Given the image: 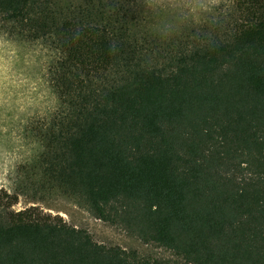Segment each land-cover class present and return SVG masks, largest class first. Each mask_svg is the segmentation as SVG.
<instances>
[{"label": "trees", "instance_id": "16d2710c", "mask_svg": "<svg viewBox=\"0 0 264 264\" xmlns=\"http://www.w3.org/2000/svg\"><path fill=\"white\" fill-rule=\"evenodd\" d=\"M165 38L143 0H0L47 95L0 189V264H264V0ZM62 199L174 261L33 206Z\"/></svg>", "mask_w": 264, "mask_h": 264}, {"label": "rangeland", "instance_id": "374dc122", "mask_svg": "<svg viewBox=\"0 0 264 264\" xmlns=\"http://www.w3.org/2000/svg\"><path fill=\"white\" fill-rule=\"evenodd\" d=\"M143 1L145 5H148L146 0ZM158 17L159 22L165 18L163 15ZM201 25L203 24L189 23L181 29L193 30ZM11 31L9 27L0 25V35L6 34L7 38L18 48L13 78L5 84L3 96L0 97V122L4 125V132L12 130L16 132L20 138V148L25 159L28 157L29 151L22 144L23 123H26L27 119L33 115L37 108L46 103L48 94L44 87L39 85V66L42 56L40 49L29 44L20 43L12 35ZM16 174L17 178L14 184L10 186L8 181L0 182V189L6 188L11 192L16 191L19 188L20 175L17 169ZM33 206L41 207L47 213L63 217L71 226L88 230L100 244L119 246L128 251H137L146 257L175 260L171 254L155 247L144 245L126 233L95 219L86 210L69 201L55 199L47 202H33L26 196H21L16 210L22 211Z\"/></svg>", "mask_w": 264, "mask_h": 264}, {"label": "clouds", "instance_id": "9594fccd", "mask_svg": "<svg viewBox=\"0 0 264 264\" xmlns=\"http://www.w3.org/2000/svg\"><path fill=\"white\" fill-rule=\"evenodd\" d=\"M154 14L163 15L157 31L167 38L189 23H217L221 0H146ZM17 46L5 35H0V97L5 84L13 78L17 62ZM0 122V182L15 183L18 165L23 163L20 138L14 130L4 132Z\"/></svg>", "mask_w": 264, "mask_h": 264}]
</instances>
